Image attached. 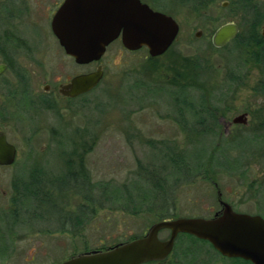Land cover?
<instances>
[{"label":"rangeland","instance_id":"rangeland-1","mask_svg":"<svg viewBox=\"0 0 264 264\" xmlns=\"http://www.w3.org/2000/svg\"><path fill=\"white\" fill-rule=\"evenodd\" d=\"M63 2L0 0V63H13L0 77V130L18 151L13 167L0 168V186L9 190L20 179L47 187L42 220L1 226L20 240L28 229H44L42 246L37 237L31 253L30 242L17 241L19 250L0 253V264H60L144 237L161 221L211 219L221 209L218 191L235 211L264 218V96L257 90L264 69L248 41L264 28V0L218 7L209 16L215 26L180 28L161 57L129 52L119 39L88 66L68 57L52 32ZM250 2L256 26L216 49L218 26L243 22ZM99 66L103 80L80 98L43 91L44 81L64 84ZM243 114L247 125L233 124ZM179 239L162 264H245L222 260L205 241Z\"/></svg>","mask_w":264,"mask_h":264},{"label":"water","instance_id":"water-1","mask_svg":"<svg viewBox=\"0 0 264 264\" xmlns=\"http://www.w3.org/2000/svg\"><path fill=\"white\" fill-rule=\"evenodd\" d=\"M51 29L65 54L78 66L98 63L117 40L129 52L146 48L152 58L163 56L175 43L180 29L167 15L151 10L138 0H64L51 21ZM201 32L196 37L200 38ZM239 35L238 27L227 23L215 32L212 43L223 49ZM264 36V30L262 32ZM6 66H0V74ZM104 77L102 66L74 77L61 93L77 98L93 91ZM243 114L233 124L247 125ZM17 150L0 132V166L15 163ZM219 196L221 194L219 193ZM170 231L167 241L159 234ZM191 235L210 243L223 257L264 264V218L241 214L223 203L221 215L211 219L181 218L154 224L144 237L118 244L106 251L89 252L60 264H147L162 262L171 254L177 237Z\"/></svg>","mask_w":264,"mask_h":264},{"label":"flooded vegetation","instance_id":"flooded-vegetation-1","mask_svg":"<svg viewBox=\"0 0 264 264\" xmlns=\"http://www.w3.org/2000/svg\"><path fill=\"white\" fill-rule=\"evenodd\" d=\"M138 1L142 5L149 7L151 10H153L155 12L162 13V14L167 15L170 18H172L177 23L179 29L183 28V27H193L194 22H196V24H197V25H194V27L215 26L213 24L214 21L212 20V17H209V16L214 15L216 13V9L218 7H220L222 10H227V9L231 10L232 6H234V5L238 6L239 5L238 3H240V2H237V0H235V1H230V0H225V1H220V0H138ZM240 6H241V10L245 12V8L243 7V4ZM254 12L256 13L255 5H254V3L250 2V5L247 6V11H246L248 16L245 17L246 19L244 18L245 20H243V22L240 23V22L235 21L233 19H229V20H225V22L222 23V25L218 26V28H220L221 26H223L227 23H233L238 27L239 34L241 33V28H245V27L254 28L256 26ZM198 24H200V25H198ZM263 30H264V28L261 31V36L264 38V36L262 35ZM1 65L6 66V69L2 74H0V77L2 75H4L12 67L13 63L9 59V60H7L6 63H0V66ZM71 80L64 83V84L59 83L58 85L57 84H55V85L48 84L46 81H44L43 82V84H44L43 91L47 94H50V95L52 94L56 99H65V100H75L77 98H80V97L86 95V94H84V95L79 96L77 98H69V97L64 96L61 93V90L63 89L62 87L69 85ZM44 104H46V103L44 102ZM47 104L49 105V103H47ZM0 132H3L6 135V133L4 131L0 130ZM6 138H7L8 143H10L7 135H6ZM10 144H12V143H10ZM13 146H15V145H13ZM15 148H16V146H15ZM16 150H17V148H16ZM17 154H18V151H17ZM16 163H17V156H16L15 163L13 165H11V166H0V168H11ZM216 187H217V185H216ZM219 193L221 194V196H219ZM218 202H219L221 209L214 214L213 218L216 215H221L222 210H223V203H227L223 200V196H222V193L220 191H218ZM46 204H47V187H46L45 182L24 181V180H20V179L18 180L17 179V180L12 181L10 183L9 190H4L0 186V227L1 226L4 227L3 223H5V222H7V224H9L8 222H11V221L12 222L19 221V222L25 223L27 220L28 221L37 220V219L42 220L45 216L42 208ZM33 209H35V210H33ZM232 209H233V207H232ZM233 211L236 213H239V212L235 211L234 209H233ZM241 214H245V213H241ZM253 216H255V215H253ZM171 220H173V219H171ZM2 227L0 228V253L17 252L20 248L16 244L17 241L30 242V245H29L31 248L30 252L36 253L38 251L37 237L38 238L41 237L40 244H39V247H41L42 241H43L42 238L43 237L45 238L46 234H47V231L44 229H40V230L28 229V230H26V232L27 233L29 232V235L24 236V238H22L20 240V238L15 239L16 237H15V234H14V231L12 230V228H9V229L3 228L2 229ZM165 231H167V230H165ZM160 234H159V238H160ZM170 235H171V232L169 231V237L166 240H162V241H167L170 238ZM182 235H187V234H181L177 237L175 244H174V248L166 260H164L162 262H150L147 264L165 263L175 253L176 248L179 247V245L177 243L179 242L178 240H180L179 237ZM188 236L193 237L191 235H188ZM193 238H195V237H193ZM195 239H197V238H195ZM208 244L213 248V246L210 243H208ZM218 254L220 255V258H222V260H225V261H228V260L237 261L238 260V261L243 262L245 264H252L249 261H245L242 259H229V258L223 257L220 253H218ZM34 259H35V257L32 256L31 261H33Z\"/></svg>","mask_w":264,"mask_h":264},{"label":"trees","instance_id":"trees-1","mask_svg":"<svg viewBox=\"0 0 264 264\" xmlns=\"http://www.w3.org/2000/svg\"><path fill=\"white\" fill-rule=\"evenodd\" d=\"M248 41H250V44H253V46L256 48L252 52L253 58L264 69V50H263L264 49V38L257 33V28L253 31L252 39H249ZM257 90H259L260 93L264 96V80L262 82H260ZM210 117L208 116V118H210ZM106 250H108V249H103V250H100V251H97V252L106 251Z\"/></svg>","mask_w":264,"mask_h":264}]
</instances>
